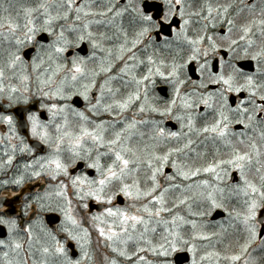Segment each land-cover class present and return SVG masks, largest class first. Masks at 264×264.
<instances>
[{"label": "snow or ice", "instance_id": "snow-or-ice-1", "mask_svg": "<svg viewBox=\"0 0 264 264\" xmlns=\"http://www.w3.org/2000/svg\"><path fill=\"white\" fill-rule=\"evenodd\" d=\"M164 6L167 11L156 23L143 0H32L14 16L2 8L0 99L9 104L0 108L39 94L48 114L45 120L29 111L22 126L43 146L44 154L37 155L17 131L21 126L14 116L0 111V127L6 129L0 132V171L11 168L17 155L26 157L22 171L16 166L19 175L3 184L45 180L48 188L35 194V203L43 209L44 201H55L52 210L64 216L61 231L79 254L70 255V247L43 228V237L31 225L23 229L26 237L20 236L16 220L5 219L4 213L0 225L7 226L8 238L0 237V264H28L29 259L31 264H172L169 257L180 252L192 254L191 264H264V256L253 255L256 249L249 251L259 239L264 253V0H164ZM126 14L140 25L131 36L117 24ZM177 14L180 43L168 61L160 54L171 49V41L149 51L150 32ZM45 37L51 38L46 46L41 44ZM85 42L91 54L69 60L70 50ZM36 45L29 63L21 50ZM222 49L231 56L216 59L219 70L213 71L208 57ZM202 58V79L187 91L189 80L182 70ZM241 59L255 63L252 74L242 71ZM155 78L172 87L163 106L150 97ZM209 85L218 86L215 93L205 91ZM234 93L246 96L232 105ZM74 97L82 98L84 110ZM201 105L202 124L197 126L192 110ZM148 114L171 117L181 130L168 129L163 119L143 118ZM234 125L243 131H232ZM172 141L178 146L168 147ZM209 141L215 149L211 159L194 147H206ZM220 145L227 153H221ZM79 162L94 175L70 171ZM169 165L172 174L165 172ZM202 174L210 179L194 180ZM118 193L131 203L114 206ZM171 193L178 194L170 198ZM73 198L78 208L89 209L87 222L97 235L95 254L89 228L74 215ZM225 200L234 205L228 211L236 222L230 237L223 225L209 234L203 223L176 211L186 206L188 216L203 217L226 209ZM85 201L104 207L92 214ZM24 207L26 215L31 203ZM213 237L222 238L216 243L223 250L216 249ZM197 241L209 242L202 254Z\"/></svg>", "mask_w": 264, "mask_h": 264}, {"label": "flooded vegetation", "instance_id": "flooded-vegetation-1", "mask_svg": "<svg viewBox=\"0 0 264 264\" xmlns=\"http://www.w3.org/2000/svg\"><path fill=\"white\" fill-rule=\"evenodd\" d=\"M32 2V0H30ZM144 1V0H143ZM157 2H161L163 5V12H162V18L164 16V13L167 11L166 7L164 6V0H154ZM126 2V0H125ZM9 12L14 16L16 12L12 9H9ZM0 14L2 13V6H0ZM148 15H151V13H147ZM178 15V14H177ZM179 17V15H178ZM123 25H121L124 29H126L131 36L135 31L139 30V23L138 22H133L131 19L130 15H125L123 17ZM171 20V17H169V21ZM157 21L154 20V23ZM181 23V21H180ZM159 28V27H158ZM158 28L153 27V29L150 32V48L149 51H152L153 48L155 49H161L164 47V42L166 40L171 41L172 47L171 49L163 51L160 55L162 58L167 59L170 61L172 59V56L175 55L177 51L176 45L180 43V40L177 37V31L178 29H172V35L171 36H163L159 35L156 33ZM219 33H223V29H217ZM210 35H212V32H209ZM39 40V38L37 37ZM51 38L45 37L44 40L41 41V44H44L46 46V43L48 40ZM147 39V38H146ZM86 43V48L84 49V53L80 54L77 51L76 47H73L70 50V54L68 56V59L71 60L75 56H88L91 54V45ZM36 47H39V45L36 46H26L24 49L21 50V55L23 56L24 53H27L26 56H23V58L28 61L29 63L31 62V58L36 55ZM143 47V45H141ZM220 56H224L226 59L230 58L231 54L228 53L226 50L222 49L218 51L215 54V58L212 56L208 57L210 64L213 66V71H218L219 70V65L216 64V59H218ZM203 62V58L199 61H193L190 64H187V66L182 70L184 77L189 80V85L188 88L186 89L187 91H191V87L193 83H199L200 80L202 79L200 71H199V63ZM235 62V61H234ZM241 65H243L242 71L246 74H252L255 71L256 65L254 62L247 60V59H241L239 61ZM91 67V65H89ZM190 69L193 70L190 72ZM156 79V84L153 86V88L150 91V97L154 100L155 103L158 100V105L163 106L172 96V87L169 83L160 80L159 78ZM160 87H165L167 95H161L159 93L158 88ZM216 85H209L208 89L205 91L215 93L217 90ZM95 91V90H94ZM238 96H246L245 93L241 94H230L229 96V103L234 105L237 100ZM83 101V100H82ZM46 102L42 101L41 97L36 95H29L28 96V102L25 103L23 97L21 96L18 101H14L11 106L7 107L6 109L0 108V111L6 110L9 114H12L17 121L18 125L21 127L17 128V131L25 136L26 142L29 143L30 145L34 146V151L35 154L37 155H43L44 152L41 151L43 148L42 145L39 144L38 141L33 140V138L28 134L27 128L22 127L23 125H27V116L29 114V111L35 112L39 115L42 116L43 119H47V112L46 110L42 109L41 103ZM69 103V102H68ZM9 102L7 99H0V105H8ZM86 108L85 102L83 101V106L80 108L81 110H84ZM193 115L196 117V123L197 126H201L202 121L200 119L199 113L203 111V105L200 106V108L193 109ZM180 114V113H177ZM147 119H163L164 125L173 131H180V124L172 119L171 117L168 118H161L156 114H148ZM186 130V129H185ZM6 131V129L0 127V132ZM232 131L234 132H241L243 131L242 127L239 125H234L232 127ZM178 146L176 141L170 142L168 147H176ZM194 147H198L200 151H207L209 153V159H211V153L214 152V147L212 143L206 142V147L205 145H196ZM221 148V153L225 154L227 153V149L223 147V145H220ZM162 150H167L166 147H164ZM2 155V152L0 153ZM26 157L17 155L16 159L13 161V166L9 168L6 172L0 171V214L7 213V215L4 217L5 219H15L18 225L19 229V235L26 237V234L23 232V229L28 227L29 225L32 226L33 231L35 234H37L40 237H43L44 233L41 231L43 228L46 231H52L53 235H56L59 240H61L62 243H65L66 245L69 244V242H73L74 246L77 250V258L79 254V249L77 245L75 244L74 241H70L67 237L66 233L61 232V226H60V221H61V216L59 215L58 220L55 222V215L58 214L55 211H46L43 213V215L40 214L39 210V205L35 203V194L40 193V195H43L45 189L48 188V183L45 182V180H32V179H26L24 183L20 186L9 184V185H4L3 181L5 180H12L16 176L19 175V172L16 170V166H20V170H23V163L25 162ZM197 163H202V161H198ZM170 168V171L167 172L168 174H172V169L171 166H167ZM70 171H76L77 173L82 172V171H88L86 169L85 165L83 162H79L78 165L76 166L75 169H70ZM231 171V170H230ZM94 175V172L91 173ZM235 178L238 180L239 179V172L236 171L234 172ZM196 180L199 179H210L209 176L207 175H201L199 177L194 178ZM179 182V181H177ZM55 184L56 182H51ZM228 183H231V180L228 181ZM31 197L32 199H27ZM31 203V208L28 210L27 214L25 215V203ZM226 209L223 208L225 215L221 219H225L227 224L231 223H236L235 221L230 220L228 211L231 210L232 207H234L233 202L230 201L225 204ZM94 212V211H93ZM259 215V212H258ZM220 219V220H221ZM261 220H264V216H262ZM214 222V221H213ZM4 226L6 230V234L4 236H0L2 238L7 239V226ZM259 229V225L257 226ZM39 230V231H38ZM260 245V240L257 239L255 243H253L252 247L249 249V251H252V249H256L257 252V258L259 259L260 256H264V253L260 251L259 248ZM27 247V245H25ZM36 260L40 259V254L37 252L35 257ZM28 264H31V259L28 260ZM243 264V262L241 263Z\"/></svg>", "mask_w": 264, "mask_h": 264}, {"label": "rangeland", "instance_id": "rangeland-1", "mask_svg": "<svg viewBox=\"0 0 264 264\" xmlns=\"http://www.w3.org/2000/svg\"><path fill=\"white\" fill-rule=\"evenodd\" d=\"M31 3H32V2H31L30 0H4L3 5H0V6H2V8H3V7H8V9L12 8V10H15V11H16V9H18V11H21V12H22L23 7L30 6ZM15 7H16V8H15ZM122 19H123V18H118V20H117V24H119V25H123V20H122ZM94 30H96V29L94 28ZM99 30H101V31H105L106 29H99ZM112 31H114V29H113ZM109 34H111V32H109ZM110 44H111V42H106V46H110ZM98 55H102V54L98 53ZM90 65H91V64H90ZM91 66H92V65H91ZM37 95L39 96V94H37ZM69 102H70V101H69ZM93 102H94V100H93ZM156 102H157L156 104L159 103L158 100H157ZM147 116H148V115H145L143 118L147 119ZM0 153H1V152H0ZM180 159H183V157H180ZM194 180H196V179H194ZM184 183H188V182H184ZM69 191L71 192V189H69ZM43 194H44V193H43ZM176 194H178V193H176ZM122 196H123V194H122ZM172 196H174L173 193L170 194V198H171ZM123 197L126 199V204H125L123 207H121V206H116V207L124 208V207H126L128 204L131 203V201H130L128 198H126L125 196H123ZM114 201H115V199H114ZM114 201H113V202H114ZM230 201H231V200H225L224 203L226 204V203H228V202H230ZM85 203H87V201H85ZM44 204H45V207H44L43 209L39 208V210H40V214H39V215H43V213L46 212V211H55V212H57V213L61 216V221H60V226H61V222L63 221L64 216H63V213H61L58 209H57V210H52V209H55V207H56V205H55V201H54V200H52V201H48V200H46V201H44ZM73 209L75 210V211H74V215L76 216V218H77L78 220L81 221L83 227H87V228H89V231H90V233H91V245H90V248L93 250V252H94V254H95L97 235H96V233L91 229V224H90V222H87L88 211H87V209H84L83 207H79V208H78V207H77V201L75 200V198H73ZM193 210H198V209L196 208L195 205L193 206ZM176 211H178L180 215H184V216H186L188 219H196L198 222L203 223V224L206 226V231H207L209 234H210L211 232H214V231H220V230H221V229H220V226H221V225H223V227L226 228V229L228 230L227 233H226V237H230L231 235H234V234H235V229H234V227H233V225H235V223H234V224H227V225L224 224V223H221V224H213V225L209 226L208 223L203 222V221L201 220V218H198V217H190V216H188V215H187V211H186V206H181V208L178 209V210H176ZM211 211H212V210H211ZM92 214H96V212H93ZM166 218H167V219H171L170 216H166ZM203 218H206L204 221L208 222V221H207V219H208V215L203 216ZM186 227H187V226H186ZM38 231H39V230H38ZM159 231H162V229H158V232H159ZM61 232H63V231H61ZM63 233H64V232H63ZM219 239H222V238H221V237H213V238H212V243L215 244V247H216L217 250H223L224 245H223V244L216 243V241L219 240ZM225 242H227V240H225ZM208 243H209V242H207V241H197V245H198V247H203V245L208 244ZM209 250H211V249L209 248ZM202 251H203V249H201V254H202ZM253 255L257 257V252H256V251L253 252ZM172 257H173V255H172L171 257H169V259L172 261V264H173V259H172ZM260 257H261V256H260ZM147 258L150 259V260H153V261H155V260L157 259L156 257L152 256L151 254H148ZM197 258H198V257H197ZM191 260H192V254H191V256H190V261H189L187 264H191ZM242 262H243V261H241L240 264H241Z\"/></svg>", "mask_w": 264, "mask_h": 264}, {"label": "water", "instance_id": "water-1", "mask_svg": "<svg viewBox=\"0 0 264 264\" xmlns=\"http://www.w3.org/2000/svg\"><path fill=\"white\" fill-rule=\"evenodd\" d=\"M144 6L147 9V12L154 11V13H153V17L154 18H159L160 12H161V6H160V4L155 3V2H147V1H145L144 2ZM173 25L178 26V20H176V18H175V20H172L169 23H166V24L165 23H161L160 31H162L165 34L170 33V29H171V27ZM79 49H81V48H79ZM163 89L164 88H161L160 89V92L161 93L163 92ZM78 99H79L78 97H75L74 98V100H76L77 105H80V103L78 102L79 101ZM117 200H118L119 203H123V199H122L121 196H118L117 197ZM96 208L97 209H101L102 206L101 205H98V206H96ZM222 215H223V212L220 211V210H217V211L214 212V214L212 215L211 218L212 219H216V218H218V217H220ZM56 219L58 220V216H56ZM3 234L4 233H3V231L0 228V236H3ZM70 245H71V248H72L73 247L72 244H70ZM72 252H73V250H72ZM188 260H189V254L188 253H185V252H180V253H177V254H175L173 256V261H174L175 264H184Z\"/></svg>", "mask_w": 264, "mask_h": 264}, {"label": "bare ground", "instance_id": "bare-ground-1", "mask_svg": "<svg viewBox=\"0 0 264 264\" xmlns=\"http://www.w3.org/2000/svg\"><path fill=\"white\" fill-rule=\"evenodd\" d=\"M231 224H233V223H231ZM199 248H200V249H203V247H199ZM70 250H71V251H70V255H71L72 250H73V251H75V250H74L73 248H71V247H70ZM75 252H76V251H75Z\"/></svg>", "mask_w": 264, "mask_h": 264}]
</instances>
